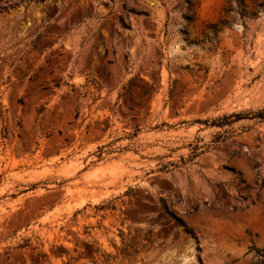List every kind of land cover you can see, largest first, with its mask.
Instances as JSON below:
<instances>
[{"label":"rangeland","instance_id":"obj_1","mask_svg":"<svg viewBox=\"0 0 264 264\" xmlns=\"http://www.w3.org/2000/svg\"><path fill=\"white\" fill-rule=\"evenodd\" d=\"M262 107L264 0H0V264H264Z\"/></svg>","mask_w":264,"mask_h":264},{"label":"trees","instance_id":"obj_2","mask_svg":"<svg viewBox=\"0 0 264 264\" xmlns=\"http://www.w3.org/2000/svg\"><path fill=\"white\" fill-rule=\"evenodd\" d=\"M188 19H190V18L188 17ZM211 28L214 29V26H211ZM244 118L256 119L259 121L264 120V107H262L256 111H250L248 113L234 112V113H231L229 115H224L223 117H220L216 120H213L212 125H217V126L222 127L224 125H230L234 121L244 119ZM221 138H222V136L218 135L212 140V142L215 143V142L219 141Z\"/></svg>","mask_w":264,"mask_h":264}]
</instances>
